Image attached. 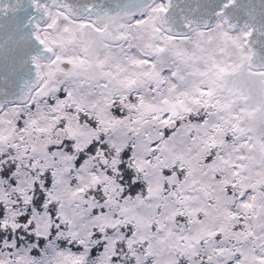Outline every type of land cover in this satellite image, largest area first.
<instances>
[{"label": "snow or ice", "instance_id": "6c2138e0", "mask_svg": "<svg viewBox=\"0 0 264 264\" xmlns=\"http://www.w3.org/2000/svg\"><path fill=\"white\" fill-rule=\"evenodd\" d=\"M0 264H264V0H0Z\"/></svg>", "mask_w": 264, "mask_h": 264}]
</instances>
